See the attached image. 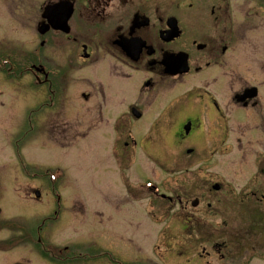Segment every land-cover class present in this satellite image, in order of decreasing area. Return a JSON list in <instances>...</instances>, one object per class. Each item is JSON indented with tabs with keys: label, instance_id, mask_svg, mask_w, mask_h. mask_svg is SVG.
I'll use <instances>...</instances> for the list:
<instances>
[{
	"label": "flooded vegetation",
	"instance_id": "1",
	"mask_svg": "<svg viewBox=\"0 0 264 264\" xmlns=\"http://www.w3.org/2000/svg\"><path fill=\"white\" fill-rule=\"evenodd\" d=\"M53 7H57L55 12L47 14V9ZM15 11L35 12L36 30L41 35L33 53L30 41L24 40L21 48H16L14 27L25 24L15 19ZM69 13L63 26L60 21ZM54 25L62 28L53 29ZM44 26L49 29L42 34ZM51 34L53 40L48 38ZM48 47L68 57L69 69L79 65V61L89 62L88 80H92V84L94 80L100 83L93 86V92L82 97L87 103H93L94 121L105 123L117 142L106 155L96 153V146L92 144L89 159L92 167L97 161L104 169L117 167V171L124 173L117 174V178L120 177L122 184L126 183L125 200L129 201L120 202L119 206L135 202L131 199L137 200L136 196L144 188L141 183L130 186L125 179V171L142 170L135 165L139 149L150 156L161 150V139L169 138L173 150L184 142L189 145L186 155L193 156L198 151L202 164H206L222 154L224 144L230 140V148L253 157L257 169L247 191L238 193V199L258 205L254 210L264 213V0H166L162 4L159 0H0L1 75L9 76L17 55L38 60L45 56L44 50ZM24 70L42 73L45 85L50 88L39 112L56 107L57 94L52 90L53 83L47 82L45 68L30 65ZM60 70V87L54 90L59 88L63 93L61 86H65L67 69ZM73 120V117L60 119L44 115L32 126L28 117L24 136L38 132L39 137L47 135V140L57 143L58 147H69L78 137V122ZM14 129L16 127H12V131ZM11 134L12 150L18 155V142L22 138ZM27 166L32 167L25 161L17 163V170L20 167L27 179H1L0 183L7 184L8 189L18 183L25 196L20 197V201L10 191V195L0 197V233L11 231L5 226L13 224L6 220L19 214L20 205L33 212L35 205L26 202L27 198L42 200L47 184L56 192L58 180L50 181L42 173L37 179L42 189L32 188ZM202 184L205 186V181ZM146 188L149 204L157 208L158 203H162L166 215L184 203L181 196L167 195L155 185ZM220 191L222 185L214 182L208 192ZM59 201L60 197L55 201L58 207ZM200 205L198 198L191 201L193 209ZM184 213L187 215V211ZM54 214L43 222L56 220L59 209ZM23 230V238L15 245V237L0 239V264H20L8 263L7 254L11 248L27 244V238L31 242L37 239L43 253L62 263V249L52 248L47 243L43 246V227L15 231ZM246 233L242 240L249 242L248 236L256 234L254 243L233 258L244 257L243 264H253L255 254L264 258V231ZM97 256L109 257L103 252Z\"/></svg>",
	"mask_w": 264,
	"mask_h": 264
},
{
	"label": "rangeland",
	"instance_id": "2",
	"mask_svg": "<svg viewBox=\"0 0 264 264\" xmlns=\"http://www.w3.org/2000/svg\"><path fill=\"white\" fill-rule=\"evenodd\" d=\"M164 2L166 0H159L160 4ZM34 15L35 12H14L15 19L25 24L24 27H14L16 48H21L20 43L24 40L30 41L32 53L36 51L41 35L37 33ZM44 27L48 29V26ZM41 32L47 31L43 29ZM48 38L53 40L52 34ZM44 52L45 56L38 60L17 55L11 74L8 73V77L0 74V182L1 179H27L20 167L17 170L20 160L32 166H27L32 188L41 186L37 180L40 173L50 181L55 176L58 184L56 192L47 184L40 201L27 198L26 202L35 205L33 212L20 205L19 214L6 220L13 224L5 226L11 231L1 232L0 239L15 237V245L24 236V230H15L41 226L44 229L41 233L43 246L47 243L52 248L69 249L70 253L65 254L61 264H243L244 257L237 260L233 257L251 244L256 234L248 236L249 242L242 237L247 231H264V213L254 210L258 205L238 199V193L246 192L256 175L254 158L232 150L228 140L222 154L216 155L214 161L202 164L198 151L193 156L186 155L189 145L179 143L173 150L171 139H161V150L150 153V156L143 149L137 151L135 165L142 170L125 171V179L130 186L135 183H141L144 188L155 185L167 195L181 196L184 203L166 215L162 203H158L157 208L149 204L147 191L143 188L138 191L137 200L131 199L135 202L119 206L120 202L129 201L125 200L126 183L122 184L120 177L117 178V174L124 173L117 171V167L115 170L104 169L97 161L92 167L89 159L92 144L96 146V153L106 155L117 142L105 123L94 121L93 103H87L82 97L93 92V86L100 83L94 80L92 84V80H88L89 62L79 61V65L69 69L71 61L61 56L62 51L48 47ZM30 65L45 68L47 82L53 83L52 90L57 94L56 107L43 108L44 111L39 112L50 88L45 85L42 73L36 75L31 71L34 69L24 70ZM61 68L67 69L65 86H61L63 93L59 88L54 90L60 87ZM98 98L102 99L101 95ZM44 115L47 118H75L73 121L78 122L77 144L73 142L69 147H58L57 143L47 140V135L39 137L38 132L29 136L25 133L24 136L28 117L33 126ZM12 127L16 129L12 131ZM11 133H15L17 139L22 138L18 142V155L12 150ZM214 182L222 185V191L210 194L208 191ZM5 185L8 186L0 183V197L10 195V191L20 201V197L25 196L18 183L11 189ZM31 195H34L32 191ZM58 197L59 207L55 203ZM197 198L201 201V208L193 209L191 201ZM56 209H59L57 219L44 223L45 219L55 216ZM30 240L27 238V244L12 245L7 254L8 263L59 264L42 252L37 239ZM102 252L109 257L97 256ZM253 262L264 264V258L255 254Z\"/></svg>",
	"mask_w": 264,
	"mask_h": 264
},
{
	"label": "water",
	"instance_id": "3",
	"mask_svg": "<svg viewBox=\"0 0 264 264\" xmlns=\"http://www.w3.org/2000/svg\"><path fill=\"white\" fill-rule=\"evenodd\" d=\"M44 29H46V31L48 30L47 28H44ZM214 188H215V189H219V187H217V186H214Z\"/></svg>",
	"mask_w": 264,
	"mask_h": 264
}]
</instances>
